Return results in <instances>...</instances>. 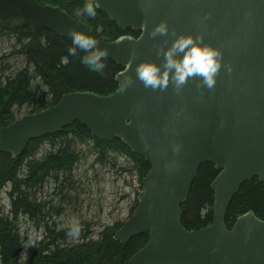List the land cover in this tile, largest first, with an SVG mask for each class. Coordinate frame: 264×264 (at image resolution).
Returning a JSON list of instances; mask_svg holds the SVG:
<instances>
[{"label": "water", "instance_id": "water-1", "mask_svg": "<svg viewBox=\"0 0 264 264\" xmlns=\"http://www.w3.org/2000/svg\"><path fill=\"white\" fill-rule=\"evenodd\" d=\"M99 4L98 10L119 28L140 32L139 37L106 42L58 7L38 0H0V22L18 17L32 30L47 29L65 38H70V30L79 29L108 49L105 59L122 67L115 93L65 94L55 106L3 127L0 152L17 157L30 141L76 122L99 140L121 139L150 165L138 208L114 237L126 245L138 235H149L129 264H264V221L249 211L231 229L226 225L229 206L241 186L255 177L264 183V0H99ZM161 21L168 24L167 35L150 36ZM188 34L203 36L204 43L222 52L212 88L200 77L190 78L180 90L171 82L164 90H153L136 80L138 63L162 66L164 51L178 36ZM129 60L134 84L121 92L119 76ZM207 162L219 171L211 185L213 222L187 230L181 206Z\"/></svg>", "mask_w": 264, "mask_h": 264}, {"label": "trees", "instance_id": "trees-1", "mask_svg": "<svg viewBox=\"0 0 264 264\" xmlns=\"http://www.w3.org/2000/svg\"><path fill=\"white\" fill-rule=\"evenodd\" d=\"M38 1L66 11L103 41L140 35L132 29L119 28L98 9L95 17L76 15L84 0ZM0 42L12 47L11 53L0 49V130L12 124L17 115L55 106L65 94L108 96L118 90L116 75L122 67L105 59L101 72L89 70L81 62L84 53L68 54L71 38L47 29L33 31L14 17L0 23ZM82 145H87L88 156L99 163L130 171L143 191L142 180L150 170L145 159L121 139L99 140L78 122L54 135L30 141L17 157L0 152V200L3 195L9 199V209L0 204V264H129L133 255L146 246L148 234L138 235L126 245L116 241L115 234L123 223L105 227L97 238L91 225L84 223L79 237L72 238L67 235L70 226L64 228L58 222L64 206L75 204L80 193L75 172L81 163ZM218 174L213 163L200 166L188 199L181 206V222L187 230L212 224L211 185ZM47 189H53V198L43 200ZM141 196L142 193L131 216ZM249 211L264 221V183L258 177L245 182L234 196L226 216L227 227L231 228L239 216ZM27 224L43 230L44 236L36 251L23 260V228Z\"/></svg>", "mask_w": 264, "mask_h": 264}, {"label": "clouds", "instance_id": "clouds-1", "mask_svg": "<svg viewBox=\"0 0 264 264\" xmlns=\"http://www.w3.org/2000/svg\"><path fill=\"white\" fill-rule=\"evenodd\" d=\"M99 7V0H85L83 7L76 10V15L95 17ZM167 33V22L161 21L152 29L150 36H165ZM69 36L72 46L68 48V54L76 56L79 52L84 53L81 56V62L89 70L101 72L105 68L104 60L109 56L108 49L101 47L100 42L93 35L79 29L70 30ZM163 56L162 66L151 61H142L136 65L135 78L142 82L145 88L164 90L171 82L177 90H180L192 77H200L202 84L207 88L215 85L216 76L221 69L222 52L204 43L203 36L180 35L164 51ZM131 67L132 61L129 60L125 71L120 73L119 90L121 92L127 91L134 84L132 76L128 73ZM81 230L80 220L73 217L67 235L78 238Z\"/></svg>", "mask_w": 264, "mask_h": 264}, {"label": "rangeland", "instance_id": "rangeland-1", "mask_svg": "<svg viewBox=\"0 0 264 264\" xmlns=\"http://www.w3.org/2000/svg\"><path fill=\"white\" fill-rule=\"evenodd\" d=\"M0 49L7 53L12 52L11 45L7 46L2 42H0ZM25 115V113L17 115V119ZM82 146H80L81 163L75 172L80 193L75 204L64 206L58 222L64 228L69 227L71 219L77 217L81 224L91 225L94 236L97 238L105 227L124 223L131 217L134 203L142 192L137 177L130 171H124L119 165L99 163L92 155L88 156L87 145ZM52 194L53 189H47L43 200L53 198ZM0 204L9 209V199L5 195L1 198ZM43 236V230L31 224L25 225L23 260L28 259L36 251L37 244Z\"/></svg>", "mask_w": 264, "mask_h": 264}]
</instances>
